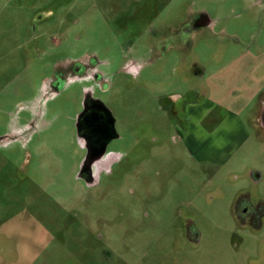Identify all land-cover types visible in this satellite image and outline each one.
<instances>
[{
  "label": "rangeland",
  "instance_id": "obj_1",
  "mask_svg": "<svg viewBox=\"0 0 264 264\" xmlns=\"http://www.w3.org/2000/svg\"><path fill=\"white\" fill-rule=\"evenodd\" d=\"M90 98L117 137L85 180ZM0 264H264V0H0Z\"/></svg>",
  "mask_w": 264,
  "mask_h": 264
},
{
  "label": "flooded vegetation",
  "instance_id": "obj_2",
  "mask_svg": "<svg viewBox=\"0 0 264 264\" xmlns=\"http://www.w3.org/2000/svg\"><path fill=\"white\" fill-rule=\"evenodd\" d=\"M210 18L205 13H199L197 14L192 20H189L188 22L184 23L179 29L174 31L173 34L176 33L178 36V40H174V43L176 45H179L181 41H186L187 39L193 38L197 32L202 30L203 28L207 27L210 24ZM171 33V32H169ZM196 72H199V70H196ZM95 100V99H88L86 101V105L81 112L82 120L88 113H96L98 120L100 122L99 130L97 131V136L100 138L99 143L104 144L106 140H108L111 136L117 137V133L115 131V128L113 130L112 122H114L113 118L109 115L108 111L106 110L107 107H104V103ZM80 114V115H81ZM79 115V116H80ZM113 120V121H112ZM79 125V123H78ZM83 124H81V127ZM80 126V125H79ZM78 127V126H77ZM79 133V132H78ZM85 133V132H84ZM79 135L84 138L86 142V155L88 157L89 152H93L95 149L99 148L96 145V142L94 138L91 137V134L85 133V135ZM112 140V139H111ZM100 144V146H101ZM89 145V147H88ZM80 176L84 178L85 180L91 179V170L88 163H85L81 169Z\"/></svg>",
  "mask_w": 264,
  "mask_h": 264
},
{
  "label": "crops",
  "instance_id": "obj_3",
  "mask_svg": "<svg viewBox=\"0 0 264 264\" xmlns=\"http://www.w3.org/2000/svg\"><path fill=\"white\" fill-rule=\"evenodd\" d=\"M200 107L201 105L199 104L190 105L187 111L189 114H192L194 116L199 113ZM210 109L211 107L206 108V110H210ZM198 116L196 117V119L198 118L196 122L198 124H203L205 122L204 121L205 117H201V116L198 117ZM237 137L238 135L234 139H231L230 137L228 138V141L219 140L221 138H220V131L218 129V126L214 127L213 129L207 127L202 130L196 131V133L194 132L192 133V145L198 152L201 161L203 163H209L212 161H217L219 159L220 160L227 159L228 158L227 156H229L232 150L234 149V147L232 146L235 143H237V141L240 140L243 137V135H241L238 138ZM235 139L236 141L234 142Z\"/></svg>",
  "mask_w": 264,
  "mask_h": 264
},
{
  "label": "water",
  "instance_id": "obj_4",
  "mask_svg": "<svg viewBox=\"0 0 264 264\" xmlns=\"http://www.w3.org/2000/svg\"><path fill=\"white\" fill-rule=\"evenodd\" d=\"M109 113V112H108ZM110 115V113H109ZM112 117V115H110ZM79 120V119H78ZM114 120V119H113ZM112 120V121H113ZM82 126H78V132L83 136L85 135V133L91 134V137L94 138L96 145L99 147L97 149H95L93 152H89L87 160L85 163H88L90 165V163L93 162V160L96 157H99L101 154H103L106 150L107 144L110 142L111 139H113L115 136H111L108 140H106L104 142V144H101V142L99 143V137L97 136V131L99 130V126H100V122L98 120V117L96 115V113H88L82 120ZM112 126H113V130H114V122H112ZM85 132V133H84ZM101 144V146H100ZM89 147V145H88Z\"/></svg>",
  "mask_w": 264,
  "mask_h": 264
},
{
  "label": "trees",
  "instance_id": "obj_5",
  "mask_svg": "<svg viewBox=\"0 0 264 264\" xmlns=\"http://www.w3.org/2000/svg\"><path fill=\"white\" fill-rule=\"evenodd\" d=\"M103 104V103H102ZM104 107L106 108V106L104 105ZM108 112H109V110L108 109H106ZM82 114L79 116V120H78V123H79V125L81 126V124H82Z\"/></svg>",
  "mask_w": 264,
  "mask_h": 264
}]
</instances>
